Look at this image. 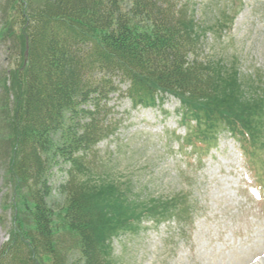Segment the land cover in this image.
<instances>
[{
	"label": "trees",
	"instance_id": "1",
	"mask_svg": "<svg viewBox=\"0 0 264 264\" xmlns=\"http://www.w3.org/2000/svg\"><path fill=\"white\" fill-rule=\"evenodd\" d=\"M2 3L8 23L1 34L18 65L4 89L13 91L12 103L0 105V143L13 147L7 175L18 209L0 264H115V237L141 221L192 211L183 191L163 198L133 173L117 175L107 150L103 159L98 145L123 122L116 102L154 108L173 96L182 119L196 112L204 125L198 134L210 120L247 128L252 112L245 107L241 119L217 105L232 98L220 95L219 73L226 75L217 61L199 54L200 0ZM53 170L64 177L56 185Z\"/></svg>",
	"mask_w": 264,
	"mask_h": 264
},
{
	"label": "rangeland",
	"instance_id": "2",
	"mask_svg": "<svg viewBox=\"0 0 264 264\" xmlns=\"http://www.w3.org/2000/svg\"><path fill=\"white\" fill-rule=\"evenodd\" d=\"M200 1L196 13L197 29L202 32L199 54L217 61L226 75L219 73L224 82L220 95L232 98L228 106L223 103L224 108L217 105L241 119L246 107L252 117L247 128L242 122L225 127L210 120L209 131L198 134L204 125L196 112L182 119L180 102L173 96L154 108H134L128 99L116 102L115 115L123 122L108 141L98 145L103 159L107 150L105 161L120 171L117 175L133 173L163 198L183 191L192 211L184 210L178 219L169 217L159 224L155 219L141 221L133 232L115 237L111 245L115 264H264L260 186L264 185V0ZM2 14L0 34L8 23ZM3 36L0 105L7 101L11 105L13 91L4 93V89L10 88L18 53ZM193 142L199 146L191 151ZM13 154V147L6 151L0 143V245L12 235L14 209H18L17 204L13 207L14 182L7 175ZM53 172L51 182L56 185L64 177ZM254 181L262 197L251 187Z\"/></svg>",
	"mask_w": 264,
	"mask_h": 264
}]
</instances>
